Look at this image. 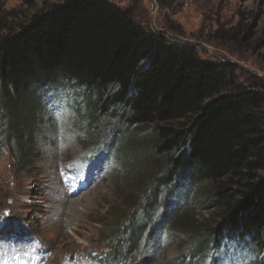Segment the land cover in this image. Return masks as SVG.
Segmentation results:
<instances>
[{"label":"trees","instance_id":"trees-1","mask_svg":"<svg viewBox=\"0 0 264 264\" xmlns=\"http://www.w3.org/2000/svg\"><path fill=\"white\" fill-rule=\"evenodd\" d=\"M36 1L45 7L30 20L0 26L6 31L0 34V120L18 163L32 158L46 98L76 87L93 95L99 113L121 111L129 127L153 129L151 145L133 136L119 155L124 169L146 168L135 179L129 210L160 207L162 220L151 232L122 215L109 233L112 252L137 249L141 238H155L163 223L183 214L171 198L186 184L217 210L214 223L195 229L197 254L221 252L229 242L254 244L262 254L264 81L238 83L231 64L201 59L109 0L25 4ZM175 1L157 0L162 7ZM131 2L135 7L141 0ZM241 36L235 31L231 38Z\"/></svg>","mask_w":264,"mask_h":264},{"label":"rangeland","instance_id":"rangeland-1","mask_svg":"<svg viewBox=\"0 0 264 264\" xmlns=\"http://www.w3.org/2000/svg\"><path fill=\"white\" fill-rule=\"evenodd\" d=\"M109 1L131 8L137 23L194 48L201 59L231 64L238 83L264 81V0H176L171 7L157 0L135 7L131 0ZM44 7L41 1L30 7L25 0H0V26L16 28ZM235 31L242 34L239 41L231 38ZM92 100L76 87L47 97L25 165L0 120V264H264V233L259 256L254 244L236 242L221 252H195V229L214 223L217 210L200 189L186 184L171 198L173 208L183 209L180 218L163 223L155 238L146 234L137 249L112 252L109 233L122 215L151 232L162 220L159 206L148 213L142 204L129 210L135 179L146 168L124 169L119 155L133 136L151 145L153 129L129 127L121 111L99 113ZM64 186L74 194L69 203L62 198Z\"/></svg>","mask_w":264,"mask_h":264},{"label":"bare ground","instance_id":"bare-ground-1","mask_svg":"<svg viewBox=\"0 0 264 264\" xmlns=\"http://www.w3.org/2000/svg\"><path fill=\"white\" fill-rule=\"evenodd\" d=\"M50 168H52V165L51 166H49V167H47V169H50ZM44 170V169H43ZM60 170H57V174L59 173V176H60V172H59ZM57 180H58V182H59V179L57 178ZM82 187H80V189H81ZM67 190H68V187H66V186H64L63 187V195H62V198L64 199V201H67V203H69L70 201L68 200L71 196H73L74 194L73 193H71V194H69L68 192H67ZM67 205V204H66ZM72 205H73V203H72ZM67 209V208H66ZM66 213V212H65ZM63 220H61V221H58V222H62ZM40 263V261H35V262H33V263H31V264H39Z\"/></svg>","mask_w":264,"mask_h":264},{"label":"water","instance_id":"water-1","mask_svg":"<svg viewBox=\"0 0 264 264\" xmlns=\"http://www.w3.org/2000/svg\"><path fill=\"white\" fill-rule=\"evenodd\" d=\"M151 1V3L153 4V6H155V1L154 0H149Z\"/></svg>","mask_w":264,"mask_h":264},{"label":"snow or ice","instance_id":"snow-or-ice-1","mask_svg":"<svg viewBox=\"0 0 264 264\" xmlns=\"http://www.w3.org/2000/svg\"><path fill=\"white\" fill-rule=\"evenodd\" d=\"M5 215H7V213H5ZM0 253H2V249H0Z\"/></svg>","mask_w":264,"mask_h":264}]
</instances>
